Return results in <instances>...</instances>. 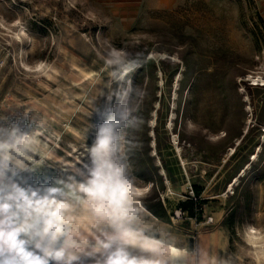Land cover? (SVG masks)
Returning <instances> with one entry per match:
<instances>
[{
    "label": "rangeland",
    "instance_id": "374dc122",
    "mask_svg": "<svg viewBox=\"0 0 264 264\" xmlns=\"http://www.w3.org/2000/svg\"><path fill=\"white\" fill-rule=\"evenodd\" d=\"M109 42L129 53L123 80ZM118 102L128 116L110 160L139 238L213 264L216 236L223 264H264V0H0V128L31 138L12 181L61 190L90 242L78 264L131 248L86 254L113 229L94 226L75 188Z\"/></svg>",
    "mask_w": 264,
    "mask_h": 264
},
{
    "label": "clouds",
    "instance_id": "9594fccd",
    "mask_svg": "<svg viewBox=\"0 0 264 264\" xmlns=\"http://www.w3.org/2000/svg\"><path fill=\"white\" fill-rule=\"evenodd\" d=\"M129 53L109 42L105 63L121 69L117 76L123 80L131 71L126 63ZM119 100L124 92L116 94ZM128 112L121 102L113 110L112 117L98 127L96 139L88 149L91 167L86 183L75 185L82 194L81 203L89 210L94 226L105 223L113 233H103L104 239L96 238V244L87 251L89 257L112 249L113 243L140 244L155 249L156 243L141 240L129 226V201L131 189L121 168L111 163L110 155L120 121L127 119ZM19 130L0 128V264H78L82 253L89 247V240L79 230L70 203L57 200V187H48L41 195L39 190L21 187L12 181L18 170L24 169L18 156H25L31 146V138L18 134ZM31 159L30 157H27ZM13 164L15 166H13ZM11 172V176H9ZM96 264H159V262L130 257L123 247H116L103 261Z\"/></svg>",
    "mask_w": 264,
    "mask_h": 264
},
{
    "label": "bare ground",
    "instance_id": "6f19581e",
    "mask_svg": "<svg viewBox=\"0 0 264 264\" xmlns=\"http://www.w3.org/2000/svg\"><path fill=\"white\" fill-rule=\"evenodd\" d=\"M257 77V76H256ZM252 79V77H250ZM250 108L247 109L249 111ZM173 122L169 123V129L172 130ZM248 132V130H246ZM173 144L178 145V137L174 135ZM239 144V141H238ZM179 148V147H178ZM77 192V191H76ZM143 191L140 189L136 190V195H143ZM79 193V192H78ZM249 242L252 245H256L260 239L257 231L254 228H250L247 232ZM141 240L149 239L156 243L155 249H146L142 247L140 244L131 245V248L128 251L130 257H136L138 259H144L149 261L159 262V264H189L188 255L189 253L185 249L178 248L173 244H163L159 240L142 236Z\"/></svg>",
    "mask_w": 264,
    "mask_h": 264
},
{
    "label": "crops",
    "instance_id": "0c3cea01",
    "mask_svg": "<svg viewBox=\"0 0 264 264\" xmlns=\"http://www.w3.org/2000/svg\"><path fill=\"white\" fill-rule=\"evenodd\" d=\"M216 239H217V237L216 236H213V238H212V246H213V251H214V253H213V257H214V259H213V264H223V260H222V258H220V260L217 258V255L218 254H216L215 252H216V246H217V243H216ZM182 249H184V248H182ZM186 250V249H185ZM188 252V251H187ZM221 256V255H220ZM219 256V257H220ZM189 261V260H188Z\"/></svg>",
    "mask_w": 264,
    "mask_h": 264
}]
</instances>
